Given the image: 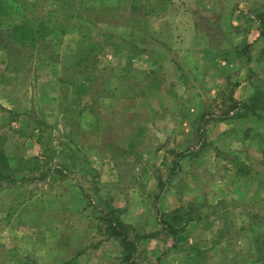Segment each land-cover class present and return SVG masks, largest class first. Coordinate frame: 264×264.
Here are the masks:
<instances>
[{
	"label": "rangeland",
	"instance_id": "rangeland-1",
	"mask_svg": "<svg viewBox=\"0 0 264 264\" xmlns=\"http://www.w3.org/2000/svg\"><path fill=\"white\" fill-rule=\"evenodd\" d=\"M0 153V264H264V0H0Z\"/></svg>",
	"mask_w": 264,
	"mask_h": 264
},
{
	"label": "trees",
	"instance_id": "trees-1",
	"mask_svg": "<svg viewBox=\"0 0 264 264\" xmlns=\"http://www.w3.org/2000/svg\"><path fill=\"white\" fill-rule=\"evenodd\" d=\"M46 27H41L38 30L40 31H44L46 30ZM46 31L44 33H42L43 37L46 35ZM11 37L12 40H16L18 42H20V44L23 45V43L25 41H32L34 38H38L40 36H36L35 31H33L31 28H29V26L27 24L24 23H16L12 28H11ZM236 101V100H235ZM238 104H240V102H237ZM254 114V113H253ZM0 157L3 160V162L8 165V162L6 161V157L0 153ZM0 175H3L2 172H0ZM114 225L115 227H119L116 232L115 237L116 238H120L122 237V244L124 245V247H130L132 243V241L129 239V237L127 236V231L129 228H131V225L126 224L122 219L118 218L116 220H114ZM116 230V229H115ZM114 235V234H113ZM131 248V247H130ZM127 249V248H126ZM130 254H126L125 258H131V253H132V249H130Z\"/></svg>",
	"mask_w": 264,
	"mask_h": 264
},
{
	"label": "crops",
	"instance_id": "crops-1",
	"mask_svg": "<svg viewBox=\"0 0 264 264\" xmlns=\"http://www.w3.org/2000/svg\"><path fill=\"white\" fill-rule=\"evenodd\" d=\"M208 16H210L209 14H207ZM198 19L199 20H205V18H203V16H200L198 15ZM200 31H202L203 29L202 28H199ZM206 37V40L204 41H201V39L199 38L198 39V47L200 48H197L195 53L199 54V55H211V54H217V53H220V54H225V53H232L233 51L235 52L236 51V45L232 46V48H229L230 45H221V44H218L219 41H216L214 36H205ZM201 41V42H200ZM191 53V52H190ZM213 61V60H212ZM180 85L184 86L185 85L180 81ZM235 96V94H234ZM236 101H239L241 102L239 99H237V97L235 96L234 97ZM129 223H133V221L131 220H127Z\"/></svg>",
	"mask_w": 264,
	"mask_h": 264
}]
</instances>
